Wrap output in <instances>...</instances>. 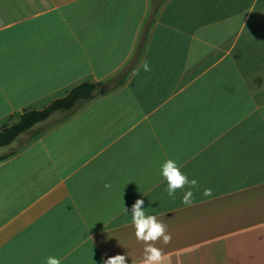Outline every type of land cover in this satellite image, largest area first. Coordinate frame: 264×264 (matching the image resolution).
I'll list each match as a JSON object with an SVG mask.
<instances>
[{
    "label": "crops",
    "instance_id": "obj_1",
    "mask_svg": "<svg viewBox=\"0 0 264 264\" xmlns=\"http://www.w3.org/2000/svg\"><path fill=\"white\" fill-rule=\"evenodd\" d=\"M150 20L119 87L0 147V264H143L136 199L170 236L160 264H264V0H0V129L117 74Z\"/></svg>",
    "mask_w": 264,
    "mask_h": 264
},
{
    "label": "trees",
    "instance_id": "obj_2",
    "mask_svg": "<svg viewBox=\"0 0 264 264\" xmlns=\"http://www.w3.org/2000/svg\"><path fill=\"white\" fill-rule=\"evenodd\" d=\"M155 10L156 8L153 10L151 16L154 15ZM151 22L152 20H150L149 24L145 26L143 37L138 45L135 57H133L127 65L117 72V74L101 81L81 82L72 87L71 90H69L63 97L54 99L47 106L41 109H28L22 111L18 114L17 120L13 121L9 125H4L0 129V147L10 144L20 134L30 131L35 124L46 120L55 112H65L66 114L63 119H66L90 99L119 87L127 78L140 56L144 46L145 35ZM39 135V131H34L29 141L32 138H37ZM13 153L14 152H9L4 155H0V161L9 157Z\"/></svg>",
    "mask_w": 264,
    "mask_h": 264
},
{
    "label": "clouds",
    "instance_id": "obj_3",
    "mask_svg": "<svg viewBox=\"0 0 264 264\" xmlns=\"http://www.w3.org/2000/svg\"><path fill=\"white\" fill-rule=\"evenodd\" d=\"M160 175L166 181L168 197L175 199L177 189H183L188 185V190L181 197V203L189 206L192 203V189L196 187V179H189L186 174L180 170V166L172 159L166 160L160 168ZM107 187V185H106ZM144 200L136 199L131 209L125 207V213L131 216L132 225L135 229V237L139 241L145 242L143 264H160L162 259L161 250L154 247L152 243L162 238L164 243H168L170 236L166 234V226L158 221L157 217L146 213L143 207ZM45 264H60L55 257H47ZM103 264H126L125 255H115L109 257Z\"/></svg>",
    "mask_w": 264,
    "mask_h": 264
},
{
    "label": "rangeland",
    "instance_id": "obj_4",
    "mask_svg": "<svg viewBox=\"0 0 264 264\" xmlns=\"http://www.w3.org/2000/svg\"><path fill=\"white\" fill-rule=\"evenodd\" d=\"M65 114H66L65 112H57V113H55L54 114L55 116H53V118L51 120H49L44 126H46V125L49 126L51 124H55L56 122L62 120ZM41 128H43V126L42 127L40 125L36 126L35 128H33V131H35V130L39 131V130H41ZM31 135H32V132H29V131L26 132L24 134V136H22L18 140L17 147L23 146L25 143H27L29 141V139L31 138Z\"/></svg>",
    "mask_w": 264,
    "mask_h": 264
}]
</instances>
